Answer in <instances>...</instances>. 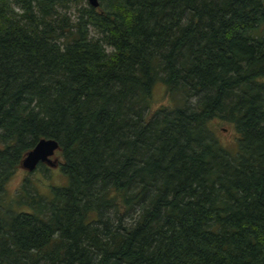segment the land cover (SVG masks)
I'll return each instance as SVG.
<instances>
[{
	"label": "trees",
	"instance_id": "16d2710c",
	"mask_svg": "<svg viewBox=\"0 0 264 264\" xmlns=\"http://www.w3.org/2000/svg\"><path fill=\"white\" fill-rule=\"evenodd\" d=\"M263 2L0 0V264H264Z\"/></svg>",
	"mask_w": 264,
	"mask_h": 264
},
{
	"label": "rangeland",
	"instance_id": "374dc122",
	"mask_svg": "<svg viewBox=\"0 0 264 264\" xmlns=\"http://www.w3.org/2000/svg\"><path fill=\"white\" fill-rule=\"evenodd\" d=\"M167 101L164 98V89L161 84L157 83L154 85L151 96H150V106L149 114L156 110L158 107L166 106ZM214 131L217 134L220 145L226 150H234L235 148V136L233 129L230 125L227 124H217L214 126ZM230 152V151H229ZM53 166H48L45 164V167L48 169V178L43 179L38 172L32 173L30 176L31 180L35 182L37 188L41 192H46L48 186H60L65 184V179L60 175L59 168L57 163L61 161L58 152H54L50 157ZM26 171L19 167L16 169L14 174L11 176L10 180L7 183L6 189L9 194L13 193L21 184L22 180L26 177ZM45 190V191H44Z\"/></svg>",
	"mask_w": 264,
	"mask_h": 264
},
{
	"label": "water",
	"instance_id": "95a60500",
	"mask_svg": "<svg viewBox=\"0 0 264 264\" xmlns=\"http://www.w3.org/2000/svg\"><path fill=\"white\" fill-rule=\"evenodd\" d=\"M93 8L97 7L98 0H85ZM264 8V2L262 4ZM57 150V144L53 140L40 139L34 147L29 150L22 158L20 167L26 172H32L38 164L53 166L50 157Z\"/></svg>",
	"mask_w": 264,
	"mask_h": 264
}]
</instances>
